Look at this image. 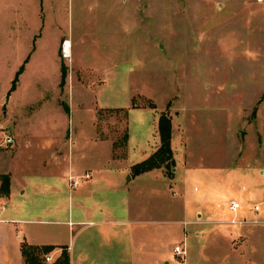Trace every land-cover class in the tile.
I'll return each mask as SVG.
<instances>
[{
  "label": "rangeland",
  "instance_id": "374dc122",
  "mask_svg": "<svg viewBox=\"0 0 264 264\" xmlns=\"http://www.w3.org/2000/svg\"><path fill=\"white\" fill-rule=\"evenodd\" d=\"M163 114L175 162L160 168L169 188L159 198L162 180L143 178L150 211L180 215L183 201L202 212L174 245L186 243L187 256L172 264H264V3L0 0V142L31 140L22 159L36 172L60 167L52 158L94 128L109 140L96 148L103 160L113 150L116 161L129 151L140 162L160 145ZM46 135L59 139L55 153L39 147ZM62 253H39L38 263L57 264Z\"/></svg>",
  "mask_w": 264,
  "mask_h": 264
},
{
  "label": "crops",
  "instance_id": "0c3cea01",
  "mask_svg": "<svg viewBox=\"0 0 264 264\" xmlns=\"http://www.w3.org/2000/svg\"><path fill=\"white\" fill-rule=\"evenodd\" d=\"M95 130L82 144L72 138L70 152L52 158L60 167H44L40 172L22 159L23 149L33 144L31 140L19 145L16 136L15 141L11 136V144L0 146V174L10 175V194L0 196V264H26L23 243L54 245L57 254L66 246L69 264H172L173 259L177 262L174 245L190 224H198L196 218H191L193 214L198 218L202 212L198 208L186 209L183 201L176 205L181 209L180 215L171 212L165 216L161 213V209L166 210L163 206L151 212L149 196L141 184L143 178L152 172L153 178L162 180L155 190L157 198L167 191L169 181L160 168L133 175L135 163L129 161V151L120 161L113 158V150L103 160L96 148L109 140L100 138ZM41 138L43 141L37 144L42 151L54 152L60 144L59 139L47 135ZM10 145L13 149L7 148ZM86 171L91 174L89 181L84 180L72 189L69 175ZM209 220L213 221L211 224L222 223ZM183 221L188 224L183 225ZM193 231L196 239L203 235L202 231Z\"/></svg>",
  "mask_w": 264,
  "mask_h": 264
},
{
  "label": "trees",
  "instance_id": "16d2710c",
  "mask_svg": "<svg viewBox=\"0 0 264 264\" xmlns=\"http://www.w3.org/2000/svg\"><path fill=\"white\" fill-rule=\"evenodd\" d=\"M24 70V64L21 65L16 72L15 78L12 81L11 91L16 87V83L19 79V75ZM61 84L66 81L67 71L62 65L61 67ZM158 132L160 137V145L149 157L135 163L132 166L133 174H141L156 168L165 166L167 169L172 168V163L175 162L173 149H172V124L168 116L161 115L158 121ZM128 139V133L125 135V140ZM10 194V175L7 173L0 174V196H9ZM56 248L54 245H29L23 243L21 246L22 255L26 264H39V253L48 254ZM63 249L61 259L57 260V264H69L70 256L67 252L66 246L61 247Z\"/></svg>",
  "mask_w": 264,
  "mask_h": 264
},
{
  "label": "built area",
  "instance_id": "2783aa9c",
  "mask_svg": "<svg viewBox=\"0 0 264 264\" xmlns=\"http://www.w3.org/2000/svg\"><path fill=\"white\" fill-rule=\"evenodd\" d=\"M259 2H263L264 0H258ZM13 142V138L11 136H6L3 141L0 142V146L2 145H8ZM91 177V174L89 171H86L85 173L81 175H69L68 181H69V186L73 189L80 185L84 180H87ZM241 203L237 199H231L229 202V209L232 211H238L241 208ZM260 210L259 205H254V211L258 212ZM232 224H244L246 221L243 220H237L235 218H232L230 220ZM174 252L177 256L185 258L188 254V249L186 243L184 244H178L174 247ZM46 258L48 261L52 259V257L48 254L46 255Z\"/></svg>",
  "mask_w": 264,
  "mask_h": 264
},
{
  "label": "bare ground",
  "instance_id": "6f19581e",
  "mask_svg": "<svg viewBox=\"0 0 264 264\" xmlns=\"http://www.w3.org/2000/svg\"><path fill=\"white\" fill-rule=\"evenodd\" d=\"M71 48H72V43L69 40L65 41L63 45L65 55L66 53H68L69 54L68 56H70Z\"/></svg>",
  "mask_w": 264,
  "mask_h": 264
}]
</instances>
